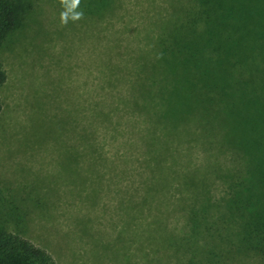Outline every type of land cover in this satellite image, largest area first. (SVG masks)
<instances>
[{
	"label": "rangeland",
	"instance_id": "rangeland-1",
	"mask_svg": "<svg viewBox=\"0 0 264 264\" xmlns=\"http://www.w3.org/2000/svg\"><path fill=\"white\" fill-rule=\"evenodd\" d=\"M24 1L28 7L21 25L0 47L6 75L0 86V227L19 231L49 250L55 264H166L165 234L158 217L148 219L144 213L135 215V210L121 216L118 210L119 195L133 193L131 181L120 187L118 182L126 175L123 171L132 168L129 159L135 155L124 151L115 158L108 144L106 151H100L103 127L98 122L108 111L118 121L126 109L121 88L109 76H115V66L121 67L124 49L134 46H116L117 40L134 45L137 41L145 48L149 41L156 49L153 34L167 37L170 45L178 31L182 33L183 17L201 9L198 0H108L102 10L98 7L102 0H84L82 6H78L81 0ZM224 2L219 5L224 7ZM257 3L258 9L264 8L261 0ZM199 18L196 33L203 26V17ZM236 42L233 55L240 57L244 43L240 38ZM138 44L136 58L144 50ZM260 64V58L247 60L239 64L234 79L226 81V143L220 132L210 137L214 150L226 147L228 176L251 180L249 201L260 218L250 219L256 224L264 219V187L259 182L264 172V65ZM147 66L141 63L130 70V83L142 87ZM247 77L248 85L243 83ZM103 83L107 87L102 89ZM91 116L97 128H92L94 139L89 140L84 129ZM135 145L139 147L137 138ZM203 156L196 151V165ZM212 191L216 196L214 185ZM135 193L129 204H137L139 193ZM185 198L188 209L198 199L189 189ZM232 213L226 212V239L236 242L246 232L240 226L243 220L234 219ZM188 236L187 244L179 236H169L174 256L168 264H180L182 256L190 264L212 263L211 246H197L196 234ZM231 264H254V260L233 258Z\"/></svg>",
	"mask_w": 264,
	"mask_h": 264
},
{
	"label": "trees",
	"instance_id": "trees-1",
	"mask_svg": "<svg viewBox=\"0 0 264 264\" xmlns=\"http://www.w3.org/2000/svg\"><path fill=\"white\" fill-rule=\"evenodd\" d=\"M210 1L212 3L207 4L206 0H198L201 9L183 17L181 23L184 25L179 27L182 33L178 31L176 40L170 45L166 43L167 37L151 34L150 38L157 41L156 49L149 41L146 48L135 41L137 48L144 49L136 58L133 43L127 39L117 40L116 46H134L124 49L119 57L121 67L115 66V76H109L114 85L121 88L126 109L117 116L118 121H115L116 117L111 119L113 112L102 113L98 122L99 128L103 127L101 135L99 132V149L106 151L108 144L115 158L124 151L135 155L129 159L132 168L123 171L126 175L120 177L118 187L131 181L132 196L138 192V202L129 204L132 196L119 195L117 207L121 216L135 210V215L144 213L148 219L158 217L156 220L160 221L165 234L166 264L174 256L169 236H179L180 241L184 240L182 243L187 244L190 233L196 234L197 246H211L209 250L214 256L209 264H231L233 258H248L254 260V264H264V219L257 224L250 219V216L260 218L254 203L249 201L251 180L246 176L243 185V181L236 176H228L231 173L226 166V147L214 150V142L210 138L215 132H220L221 139L226 143V128L223 127L226 123V81H232L238 73L239 64L244 65L247 60L260 58L264 65V8L256 7L257 0H226V4L221 0L224 7L219 5L220 0ZM107 2L102 0L99 10L105 8ZM261 2L263 7L264 0ZM84 4L81 0L78 6ZM27 7L24 0H0V47L9 34L21 25ZM72 8L83 10V7ZM196 15L203 17L199 34L196 33L199 27H195L201 19ZM213 23L217 26H211ZM237 38L244 43L240 57L233 55L237 52ZM164 52L166 56L162 58ZM141 63L148 64V72L141 79L142 87L138 88L135 82L130 83L128 72L136 70V65ZM248 70L245 69L246 72ZM113 72L110 70L109 74ZM5 80L0 64V86ZM249 82L247 77L243 83L248 85ZM129 86L133 89L129 90ZM105 87L103 83L101 88ZM1 110L0 101V113ZM125 117L130 121H125ZM198 117L199 122H203L201 127H198ZM92 121H96L94 116L89 117L84 129L89 140L94 139L92 128L96 127ZM208 127L209 132L206 130ZM134 135L139 147L135 145ZM122 136L124 140L118 141ZM196 151L204 154L199 165L194 160ZM182 155L188 157L182 159ZM261 174L263 177L259 182L264 187V172ZM213 185L216 196L212 194ZM187 188L192 191L193 197H198L189 209L184 203ZM226 212H233L234 219L243 220L240 226H243L246 235L236 239V242L233 237L226 239ZM181 258L180 264H190L187 258ZM0 264H55V261L46 248L35 245L19 231L1 226Z\"/></svg>",
	"mask_w": 264,
	"mask_h": 264
}]
</instances>
